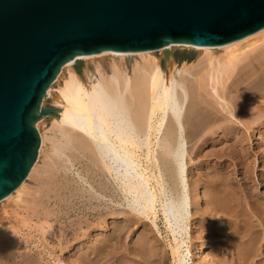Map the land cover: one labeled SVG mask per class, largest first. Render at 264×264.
Returning <instances> with one entry per match:
<instances>
[{
    "label": "bare ground",
    "instance_id": "6f19581e",
    "mask_svg": "<svg viewBox=\"0 0 264 264\" xmlns=\"http://www.w3.org/2000/svg\"><path fill=\"white\" fill-rule=\"evenodd\" d=\"M177 46L205 53L201 74L186 66L176 67ZM105 55L113 56L110 66L100 65L92 74L90 60ZM133 56L141 61L136 60L130 68L123 59ZM49 97H58L57 113L49 116L54 127L63 138L75 139L90 149L114 182L115 191L120 192L123 202L118 204L127 207L120 217L144 226L139 242L122 251L119 248L128 226H114L111 233L77 251L75 264H167L169 260L172 264H192L193 207L187 175L193 157L189 138L218 119L217 106L230 116L229 122L237 120L242 103L264 112V29L214 47L168 43L158 50L76 56L62 66L44 96L43 107ZM47 116L36 124L41 133L40 153L45 146L40 123ZM192 127L193 133L188 134ZM218 185L207 186L212 210L222 204L229 213L238 214L240 208L231 187L227 182ZM243 219L244 236L237 234L244 232L239 220L231 234L237 240L236 258L229 261L225 252L215 253L218 259L226 258L222 264H254L253 256L260 253L257 230L249 217L244 215ZM208 248L203 242L197 251L205 264H212ZM17 257L13 252L0 255V264L5 260L17 264Z\"/></svg>",
    "mask_w": 264,
    "mask_h": 264
},
{
    "label": "rangeland",
    "instance_id": "374dc122",
    "mask_svg": "<svg viewBox=\"0 0 264 264\" xmlns=\"http://www.w3.org/2000/svg\"><path fill=\"white\" fill-rule=\"evenodd\" d=\"M174 49L176 67L186 66L198 74L204 71V52L186 46ZM155 55L161 57L160 52ZM112 57L91 59V73L96 74L100 65L110 66ZM136 60L141 58L125 57L123 62L132 68ZM54 88L57 89L56 85ZM57 100L58 97H49L44 106L55 107ZM240 106L237 120L231 122L230 116L217 106L218 119L195 138H189L193 157L187 175L193 207L192 264H205L197 251L203 242L209 245L206 252L212 264H222L226 259H218L216 252H225L229 261L234 260L237 240L231 234L235 233L234 224L240 221L244 232L237 234L244 236V215L257 230L256 246L260 253L253 256L254 264H264V112L244 103ZM49 116L40 123L45 146L41 153L39 150L28 186L14 194L11 203L0 206L1 258L13 252L18 254L17 264H75L77 251L123 224L128 230L119 250L133 247L139 242L143 224L127 223L120 217L119 213L127 207L119 206L122 196L115 191L110 176L99 167L90 149L81 147L75 139L63 138ZM194 129H188V134ZM216 182L218 186L227 182L231 187L240 208L238 214L229 213L222 204L212 210L211 193L206 191L207 186ZM226 226L230 228L221 233L220 229ZM243 240L248 242L249 238ZM4 264L8 262L5 260ZM167 264H172L171 260Z\"/></svg>",
    "mask_w": 264,
    "mask_h": 264
},
{
    "label": "water",
    "instance_id": "95a60500",
    "mask_svg": "<svg viewBox=\"0 0 264 264\" xmlns=\"http://www.w3.org/2000/svg\"><path fill=\"white\" fill-rule=\"evenodd\" d=\"M264 29V0H0V206L28 186L42 101L76 56L214 47ZM167 53L166 57H168Z\"/></svg>",
    "mask_w": 264,
    "mask_h": 264
}]
</instances>
